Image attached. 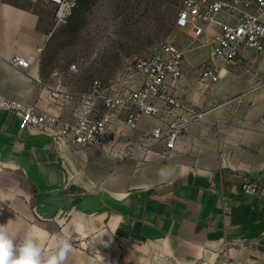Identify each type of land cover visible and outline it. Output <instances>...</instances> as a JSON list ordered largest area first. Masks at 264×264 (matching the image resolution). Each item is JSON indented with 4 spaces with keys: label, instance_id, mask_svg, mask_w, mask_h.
<instances>
[{
    "label": "crops",
    "instance_id": "crops-1",
    "mask_svg": "<svg viewBox=\"0 0 264 264\" xmlns=\"http://www.w3.org/2000/svg\"><path fill=\"white\" fill-rule=\"evenodd\" d=\"M57 8L52 0H0L1 92L76 120L96 79L119 91L142 85L137 71L132 88L126 73L111 83L110 73L79 60L80 51L58 47L75 20L58 19ZM200 25L199 34L183 28L199 42L175 43L185 51L183 75L162 95L206 114L172 149L141 143L174 117L163 96L156 100L163 111L139 114L135 128L131 110L113 111L107 135L119 143L109 147L58 142L0 108V224L17 239L31 232L45 253L54 236L68 233L65 264H101V257L102 264H264V52L243 50L229 65L202 44L222 26ZM15 56L31 65H13ZM210 68L220 77L208 88L202 76ZM101 110L99 102L94 113ZM128 141L134 148L124 155ZM162 169L172 175L162 178ZM250 180L258 192L243 190ZM232 238L244 242L227 245Z\"/></svg>",
    "mask_w": 264,
    "mask_h": 264
},
{
    "label": "built area",
    "instance_id": "built-area-1",
    "mask_svg": "<svg viewBox=\"0 0 264 264\" xmlns=\"http://www.w3.org/2000/svg\"><path fill=\"white\" fill-rule=\"evenodd\" d=\"M58 5L56 15L63 19L78 7V0H52ZM226 13L228 21L221 22L219 16ZM215 22L222 28L208 40L215 58L223 59L227 64L234 65L239 61L243 50L264 52V0H184L178 12L177 25L192 28L197 34L202 32L200 23ZM185 51L173 42L158 46L152 54L138 58L136 70L144 76L143 84L129 91H119L112 86L94 81L92 89L86 93L85 109L76 120H67L59 115L42 112L35 106L26 104L14 96L0 91V108L15 112L21 117V128H36L51 136L54 140L64 143H75L84 147L104 146L119 143L109 138L107 128L111 122V113L127 108L130 111L128 121L133 128L137 126L139 114L157 115L163 111L157 103L158 97H165L167 113L174 117L165 124L151 128L147 138L142 141H164L167 149H172L179 136L191 124L204 118L206 112L186 106L173 94H163L169 82H177L183 75ZM11 63L17 67L28 68L30 60L15 56ZM220 77L216 68L204 71L202 82L206 87L214 85ZM161 95V96H160ZM103 110L95 114L98 103ZM181 111H179V110ZM131 141L125 142L127 155L133 150ZM259 184L250 180L244 183L245 192L256 193ZM244 240L232 238L227 245H241Z\"/></svg>",
    "mask_w": 264,
    "mask_h": 264
},
{
    "label": "rangeland",
    "instance_id": "rangeland-1",
    "mask_svg": "<svg viewBox=\"0 0 264 264\" xmlns=\"http://www.w3.org/2000/svg\"><path fill=\"white\" fill-rule=\"evenodd\" d=\"M78 1L67 15L74 24L58 47L80 51L79 60L90 61L97 73H110L111 83L126 73L132 88L138 58L152 54L163 43L193 47L199 42L193 32L177 25L184 0ZM202 44L211 47L208 41Z\"/></svg>",
    "mask_w": 264,
    "mask_h": 264
},
{
    "label": "clouds",
    "instance_id": "clouds-1",
    "mask_svg": "<svg viewBox=\"0 0 264 264\" xmlns=\"http://www.w3.org/2000/svg\"><path fill=\"white\" fill-rule=\"evenodd\" d=\"M159 175L167 178L171 169L160 170ZM51 251L45 253L44 247L31 232L17 239L7 224H0V264H65L73 246L68 233L54 236L50 241ZM101 257V264H102Z\"/></svg>",
    "mask_w": 264,
    "mask_h": 264
}]
</instances>
